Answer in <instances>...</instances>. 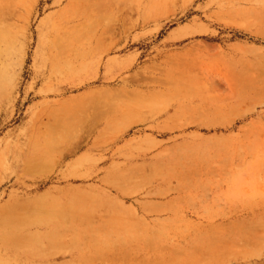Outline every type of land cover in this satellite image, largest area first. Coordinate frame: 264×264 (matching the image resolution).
Masks as SVG:
<instances>
[{"label": "rangeland", "instance_id": "rangeland-1", "mask_svg": "<svg viewBox=\"0 0 264 264\" xmlns=\"http://www.w3.org/2000/svg\"><path fill=\"white\" fill-rule=\"evenodd\" d=\"M0 264H264V0H0Z\"/></svg>", "mask_w": 264, "mask_h": 264}]
</instances>
